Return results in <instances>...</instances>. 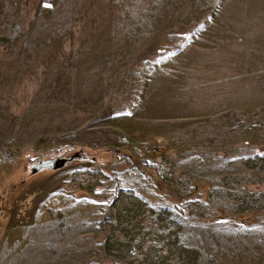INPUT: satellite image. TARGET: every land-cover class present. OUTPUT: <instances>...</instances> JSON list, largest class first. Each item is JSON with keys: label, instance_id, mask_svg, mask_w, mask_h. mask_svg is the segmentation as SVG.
Listing matches in <instances>:
<instances>
[{"label": "rangeland", "instance_id": "obj_1", "mask_svg": "<svg viewBox=\"0 0 264 264\" xmlns=\"http://www.w3.org/2000/svg\"><path fill=\"white\" fill-rule=\"evenodd\" d=\"M0 209V264H264V0H0Z\"/></svg>", "mask_w": 264, "mask_h": 264}, {"label": "trees", "instance_id": "obj_2", "mask_svg": "<svg viewBox=\"0 0 264 264\" xmlns=\"http://www.w3.org/2000/svg\"><path fill=\"white\" fill-rule=\"evenodd\" d=\"M143 165H144V167H145L147 170H149V171H151V172H154V170H155V173H156L157 170H156V167H154V165L148 163L147 161H144V162H143Z\"/></svg>", "mask_w": 264, "mask_h": 264}, {"label": "built area", "instance_id": "obj_3", "mask_svg": "<svg viewBox=\"0 0 264 264\" xmlns=\"http://www.w3.org/2000/svg\"><path fill=\"white\" fill-rule=\"evenodd\" d=\"M1 213H2V212H1V209H0V216H1Z\"/></svg>", "mask_w": 264, "mask_h": 264}]
</instances>
